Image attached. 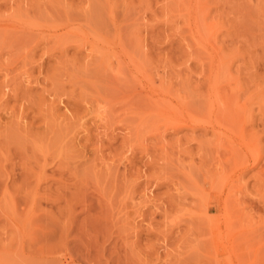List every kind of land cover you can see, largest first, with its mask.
I'll list each match as a JSON object with an SVG mask.
<instances>
[{
    "label": "rangeland",
    "instance_id": "obj_1",
    "mask_svg": "<svg viewBox=\"0 0 264 264\" xmlns=\"http://www.w3.org/2000/svg\"><path fill=\"white\" fill-rule=\"evenodd\" d=\"M221 100L264 155V0H0V264H264V162L202 234Z\"/></svg>",
    "mask_w": 264,
    "mask_h": 264
},
{
    "label": "bare ground",
    "instance_id": "obj_2",
    "mask_svg": "<svg viewBox=\"0 0 264 264\" xmlns=\"http://www.w3.org/2000/svg\"><path fill=\"white\" fill-rule=\"evenodd\" d=\"M237 91H238V89H237ZM209 94H211V93L209 92ZM215 99H216V96H215ZM221 101H223V100H221ZM225 102L226 101H223L221 103L222 106H220L219 108L218 107L217 108L206 107L207 109L204 112H201V111L198 112V113L197 112H193V113L190 112V118H189L190 120H188V122L190 124V128L191 129L192 128H198V129L200 128L205 133L211 132L213 134V136L215 135L217 137V140L215 139L217 142L222 137L224 138L222 140H225L224 142L226 143V145H223V146L221 145L220 146V148L222 149V152L221 153L219 152L217 160H216V158H214L216 161L213 159L214 163L215 162L217 163L216 168L220 170V171L218 170L219 174L212 175V176H209V177L206 174L204 177L206 178V176H207L208 178L204 181V185H203L204 187L201 188L199 186V188H201L200 189L201 190L200 191V193H201L200 196H202V200H203V202L201 200V203L204 204V206L202 204L203 208L201 207V204H200V207L203 210L198 206V204L195 205V206H198L199 211L201 213L203 212L202 213L203 214V216H202L203 217L202 218L203 227H201V228H203L204 230L202 229V234H205V233L207 234L208 241H210V243H212V245H213V250L212 251H214L216 254L217 253H219V254L227 253V254H230V255L234 256L237 253L240 254L239 253L240 249H238L239 246L237 247V246L234 245V242H235L234 239H236L237 237L236 238L233 237V234H232V231L234 232L233 229L236 227V225L240 221V213H239V209H238V202L239 201L234 199L235 198L234 192H232L230 190V188L233 187V184H232V183H234L233 179H240V177H241L243 172H246L248 170L254 169L258 165L262 164V162H264V155H262V150L258 147V145H259L258 144V139H257L258 136H256L255 133L251 132L249 130L248 126H247L248 129L246 127V124H247L246 121L247 120L242 118V119H239L238 121H236V120L233 121L234 118L238 117L237 116L238 113L236 115H234L235 117H233L232 114H235V113H233V110L232 111L230 110L232 104L231 103H227V102L225 103ZM234 103H235V101H234ZM221 104L219 103V105H221ZM203 106H202V108H203ZM207 106H208V104H207ZM229 112H232V114H230ZM229 115H231V117L228 118ZM231 118H233V119L231 120ZM249 121H250V119H249ZM181 122L184 124V122H187V121H183L182 120ZM225 122L230 123V126H231L230 129L227 130L228 134H226V132H223L222 131L223 128H221V127L224 126V125L222 126V123L225 124ZM177 124H181V123L178 122ZM175 126H173L172 128H174ZM261 130L264 131V129H261ZM224 131H226V129ZM252 131H253V129H252ZM203 148H205V147H203ZM207 148H208V146H207ZM210 148H212V147H210ZM212 150L213 149H211V151ZM207 151H210V150H207ZM205 158H206V156H205ZM202 159H203V157H202ZM202 164H203V162H202ZM191 165L192 164H190V166ZM202 167H203V165H202ZM198 168L201 169V167H198ZM214 170H215V168H214ZM262 170H264V165H262V169L259 171L261 176H264V172H262ZM209 171H208V173H209ZM191 172H192V170H191ZM199 172L201 173L200 170H199ZM203 175H204V173H203ZM205 178H203V179H205ZM235 182H236V180H235ZM259 183H260V181H259ZM262 183H264V181H262ZM205 185H207L208 188H205ZM197 189H198V186H197ZM191 193H190V195H191ZM198 194H199V192H198ZM211 209H214V211L217 213L213 217H210L208 215L209 212L211 211ZM170 213H172V212H170ZM188 215H190V213ZM191 216H193V215H191ZM191 216H189V217H191ZM195 216L196 215H194L193 217H195ZM193 219H195V218H193ZM193 221L195 222V220H193ZM178 225H180V224H178ZM194 231H195V229H194ZM203 231H205V232H203Z\"/></svg>",
    "mask_w": 264,
    "mask_h": 264
}]
</instances>
